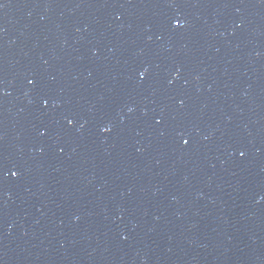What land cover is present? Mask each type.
<instances>
[{
    "label": "water",
    "instance_id": "obj_1",
    "mask_svg": "<svg viewBox=\"0 0 264 264\" xmlns=\"http://www.w3.org/2000/svg\"><path fill=\"white\" fill-rule=\"evenodd\" d=\"M0 264H264V0H0Z\"/></svg>",
    "mask_w": 264,
    "mask_h": 264
},
{
    "label": "snow or ice",
    "instance_id": "obj_2",
    "mask_svg": "<svg viewBox=\"0 0 264 264\" xmlns=\"http://www.w3.org/2000/svg\"><path fill=\"white\" fill-rule=\"evenodd\" d=\"M177 26H179V24H177ZM185 143H187V141H185ZM13 175H15V173H13Z\"/></svg>",
    "mask_w": 264,
    "mask_h": 264
}]
</instances>
